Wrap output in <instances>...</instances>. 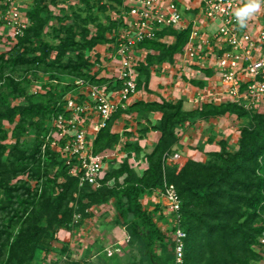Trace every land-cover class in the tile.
<instances>
[{
	"label": "trees",
	"instance_id": "16d2710c",
	"mask_svg": "<svg viewBox=\"0 0 264 264\" xmlns=\"http://www.w3.org/2000/svg\"><path fill=\"white\" fill-rule=\"evenodd\" d=\"M44 1L34 0L27 13L30 24L18 43L8 54L0 53V88L3 89L0 94V138L3 141L8 136L2 127L3 121H16L15 128L19 130L18 134L12 135L17 137L14 138L16 142L5 160L3 155L7 146L0 143V264H30L40 241L52 228L67 227L76 214L83 216L84 210L101 203H112L117 212V223L126 225L130 236L136 237L150 254L156 256L154 246L166 240L154 220L161 206L157 204L155 209L148 210L141 197L162 187L164 180L175 185L181 199L182 226L186 231L182 264H258L261 259L257 251L258 237L264 228V110L249 111L234 103H223L203 104L195 110L185 111L182 100L139 102L149 110L156 108L162 113L150 129L161 135L145 155L148 167L139 175L124 162L119 170L107 172L99 187H79L78 179L69 174L68 166L59 154L48 144L42 148L45 144L42 132L46 136L50 131L45 126L47 122L64 111L65 95L74 89V78L105 82L104 78L88 76L90 64L86 53L96 45L110 41L107 34L117 28L120 21L110 18L103 23L90 12L82 16L74 11L72 24L54 26L45 39L44 27L50 17L44 14L49 12ZM83 1L88 10L92 9L90 0ZM123 3L124 0H114L111 9L120 14ZM90 22L95 23V32L88 27ZM166 34L174 35L175 42L169 46L166 55L163 53L160 62H172L189 39V30L166 27L158 32V37ZM140 46L162 50L165 44L155 38L143 41ZM150 57L149 52L146 64L142 62L138 67L139 84L145 75L143 70L154 62ZM39 71L58 83L62 77L71 79V83H59L58 89L47 83L49 90L45 93L29 95L26 91L28 76ZM149 78L147 73L146 83ZM191 82L203 85L200 80ZM26 95L27 104H11L8 99ZM137 103L131 108H137ZM120 113L98 133L94 141L96 151L113 149L118 136L110 127ZM226 113L248 119V123L240 128L235 151L228 150L226 143L221 142L220 151L207 153L209 160L199 161L181 154L170 164L164 163V154L175 151L174 146L179 141L177 132L187 121L193 124L199 118ZM26 125L36 128V136L31 144L23 147L20 135ZM141 149L136 148L138 152ZM50 166L57 168L53 177L48 172ZM25 174L27 178L24 179ZM121 175L125 178L119 182ZM111 179H115L113 185L109 183ZM82 197H86L87 202H83ZM74 200L78 208H74ZM170 248V264H174L173 242Z\"/></svg>",
	"mask_w": 264,
	"mask_h": 264
},
{
	"label": "built area",
	"instance_id": "2783aa9c",
	"mask_svg": "<svg viewBox=\"0 0 264 264\" xmlns=\"http://www.w3.org/2000/svg\"><path fill=\"white\" fill-rule=\"evenodd\" d=\"M242 2L124 0L122 12L113 14L112 19L120 24L108 34L110 41L86 53L90 64L88 76L104 78L105 82L74 78V89L65 95L64 111L51 119L54 126L45 136L44 148L48 144L59 154L69 174L78 179L79 187L97 188L105 177L111 154L107 149L96 151L95 138L115 114L127 109L130 98L137 92L138 67L144 63V55L151 52L140 43L155 38L164 40L170 34L158 37V32L166 27L189 30V39L179 52L178 61L187 64L189 69L198 64L212 71L207 77L208 83L198 88L193 97L198 107L234 103L249 111L264 110V4L242 29L233 15ZM0 5L3 6L0 26H10L13 37L23 35L30 23L26 22L27 13H22L21 4L16 0H0ZM210 24H215L213 29L209 28ZM180 155L176 149L170 154L166 152L164 163L170 164ZM153 194V198H159L163 214L171 217L174 264H182L186 231L182 226L178 191L173 183L164 180L163 186ZM258 241L257 247L263 248L264 228Z\"/></svg>",
	"mask_w": 264,
	"mask_h": 264
},
{
	"label": "rangeland",
	"instance_id": "374dc122",
	"mask_svg": "<svg viewBox=\"0 0 264 264\" xmlns=\"http://www.w3.org/2000/svg\"><path fill=\"white\" fill-rule=\"evenodd\" d=\"M16 1L22 6V13H28L34 3V0ZM113 1L114 0H90V6H92V9L88 10L87 3L83 0H45L44 2H46L49 6V12L44 14H48L50 17L44 27V32L46 33L45 39H47L48 33L52 32L54 26H60V24H72L75 20L74 11L81 13L82 16L87 12H90L92 15L97 16V18L99 17L103 23L108 22L109 19L113 17V14L116 13L115 9H111L110 6ZM26 22L30 23L28 16L26 18ZM88 27L91 32L96 31L94 22H90ZM12 34L13 30L10 26L3 27V24L0 26V53L8 54V52L18 43L20 36H22L13 37ZM108 34H110V32ZM108 34L107 37L109 38ZM161 42L165 44V47L162 50L149 49L153 51L150 52L152 55L150 58L154 62L147 69L143 70L145 75L141 77L140 81L142 84L144 80L146 83L147 73L150 75L152 71L151 68L154 64H157V67H160L163 71H168L169 73H172L173 71V77L177 76L175 72H177L178 69L176 71V69L169 67L168 63H166L169 61L164 60L160 62L163 57V53L166 55L169 50V46L174 44L175 40H166ZM146 56L147 54L144 55V59H146ZM144 62L146 64L145 60ZM201 70H206V68H202ZM159 72H161V70ZM17 74L20 73L18 72ZM193 76L194 75L190 72H186L185 75L182 72L175 83H183L186 81L192 83L191 80L194 79ZM28 77L30 80L27 83L26 91L29 95L45 93L46 91L41 92L39 90H41V88L42 90H46L49 87V85L46 84L53 83V81H50L51 79H49L48 75L41 73V71L37 74H31ZM60 81L61 82L59 83L62 84V82H70L71 79L62 77ZM59 83H53V85L58 89ZM35 90L37 92H35ZM2 91L3 89L0 88V94ZM8 99L11 104H27L28 95L13 99L9 97ZM137 104L141 105L139 102ZM130 109H126V111H128L125 116H121L120 118L118 117L111 123L110 130L113 134H117L118 137L116 138L115 144L112 146L113 150L109 151L111 155L107 162V172H110L111 170H119L124 162H127L130 168L137 172L138 169L136 170L135 166H137L138 158H144L146 154V150L143 151V148L147 146V133L151 127L158 122H151L148 118V113L146 112L148 110H144V107L139 110L140 114L137 117L135 115L128 114ZM229 114L234 115L233 113ZM139 118L141 121L138 120ZM232 120L229 117L228 121L231 122L230 126L227 125L226 129L223 128V130L219 132L217 140H215V138L208 133L207 130L212 127H209V124L207 125L206 123H201V129H198L196 133H190L193 136H198L199 134H197V132H204L201 136V140L199 139L198 143H196L198 146L195 148H199L201 146L203 149V146L208 141L210 143L215 140L216 144L211 145V148L209 147L210 150L206 151V158L204 160L210 159V156H208L207 153L218 152L221 150V142H225L228 150L230 151H235L238 148V135L240 136V134H237V129L246 125L248 123V119L238 118L237 122L233 124ZM15 123L16 121L14 123H9L7 121L2 122V127L8 134L5 140L2 141L0 138V143H4L7 146V150L3 155L4 160L9 155V149L16 142L14 138L17 137H13L12 135L19 133V130L15 128ZM52 124V120H49L45 126L51 129L54 126ZM23 130V133L20 135V142H22L23 147H27L28 144H31L34 141L36 128L26 125ZM42 135L44 142H46L47 138L44 136L43 132ZM193 140L194 139H191V141L189 140V143L193 142ZM138 146L142 148V152H138L136 150ZM42 148H44V145ZM56 169L57 168L55 166H50L48 168V172L51 177H53ZM22 178H27V174L23 175ZM124 178L125 175H121L118 178L119 182H122ZM12 181L14 182L16 179H13ZM32 182L34 184L36 183L35 180ZM114 182L115 179H111L109 181L111 185H113ZM152 195L154 196V194L152 193L150 195L152 200L150 198H145V195L141 197V200L144 201L145 204H147L146 201L151 200L149 206L151 210L155 209V206L159 204V198H153ZM82 200L83 202H87L86 197H82ZM73 203L74 208H78L77 201L74 200ZM160 206V210L158 209L157 214L154 215V220L166 235V240L163 242H157L154 246L157 257L150 254L149 250L145 248L136 237L130 236L129 228L126 225L117 223V212L112 203H101L84 210L85 215L83 216L80 215L81 213L76 214L72 224L70 223L67 227L55 226L52 228L49 235L40 241L37 254L30 264H170L171 259L169 258V255L172 252L170 248V244L172 242V220L170 216L163 214L162 205ZM42 222L44 224L46 223L45 220ZM109 251L112 253L110 254ZM257 251L261 256L258 264H264V247L257 248Z\"/></svg>",
	"mask_w": 264,
	"mask_h": 264
},
{
	"label": "crops",
	"instance_id": "0c3cea01",
	"mask_svg": "<svg viewBox=\"0 0 264 264\" xmlns=\"http://www.w3.org/2000/svg\"><path fill=\"white\" fill-rule=\"evenodd\" d=\"M214 26L215 24H210L209 28L213 29ZM166 40H175V36L168 35L162 41H166ZM99 49H102V45L99 46ZM179 57H180V53H176L174 55L172 62H166L169 64L168 65L169 67L176 69V71L178 69L177 72L174 71L177 74V76H174V77L172 76L173 71L172 73H169L168 71H163L160 67H154V66H157V64L152 66L151 68L152 71L150 73V78H149L148 83H145V80L143 84L141 83L142 85L138 83L137 92L130 98V101L128 103V106H129L127 108L128 110L131 108V105L136 102H140V101L144 103L145 102L147 103L148 102H162L164 99H174L175 101L182 100L183 110L185 111H191V110H195L196 108H198V106L193 103L192 99L193 97L196 96L198 88L203 87L204 85L208 83L207 77L212 75V71H210V69L201 70L202 68L199 67L198 64L196 63H195L196 65H194L193 68L189 69L187 64H184L183 62L178 61ZM176 59H177V63L174 62L176 61ZM156 68L158 69V71ZM160 70L161 72H159ZM182 72L184 73V75L186 74V72L192 73L194 75L193 78L196 80L202 81L203 85L198 86L188 81L183 82V83L182 82L175 83V81L178 79L179 75L182 74ZM137 105H138L137 108H131L128 114L135 115L137 117L140 114L139 110H141L144 107V110H148L146 112L148 113V118L151 120L152 123H156L162 116V113L158 111V109L156 108L153 110H149L148 108H145L143 104L141 105L137 104ZM127 111L126 109L123 110L118 117L120 118L121 116H125L127 114ZM229 117L231 118V120L233 119L232 124L236 123L238 120V117L236 114L231 115L227 113L224 116L216 115V116H210L204 119L199 118L193 124L187 121L184 124L183 128H181L177 132V135L179 136V141L174 146V149L180 151L182 155L188 156L195 160L203 161L206 158L205 157L206 151L210 150L211 145L216 144L215 140H217V138L219 137V132H221L223 128L226 129L227 125L230 126L231 122L228 121ZM138 120L141 121L140 118ZM201 123L202 124L206 123L207 125L209 124V127L210 126L212 127V128H209L207 131L208 133H210V135H212L213 138H215L213 142L209 143L208 141L203 146V149L201 146L199 148H195V147L198 146L196 143H198L199 139L201 140V136L204 134V132L203 131L202 132L199 131L201 133L197 132V134H199L198 136H193L190 134L191 132H193V134L196 133L198 129L200 130L201 125H202ZM237 134H240V129H237ZM160 135L161 133L159 131H155V130L148 131L147 142H146L147 146L143 148V151L146 150L145 153H148L153 149V146L159 140ZM191 139H194V140L193 142H190L191 143L190 144L189 140L191 141ZM107 150L111 151L113 149H107ZM143 156H144V152H143ZM147 167H148V162L146 161V157L138 158L137 166H135V169L136 170L138 169L137 170L138 174L139 175L142 174ZM145 198H148V199L150 198L152 200L150 195H145ZM151 200L146 201L147 204H145V202L142 201L143 205L148 210H151V208H149Z\"/></svg>",
	"mask_w": 264,
	"mask_h": 264
},
{
	"label": "clouds",
	"instance_id": "9594fccd",
	"mask_svg": "<svg viewBox=\"0 0 264 264\" xmlns=\"http://www.w3.org/2000/svg\"><path fill=\"white\" fill-rule=\"evenodd\" d=\"M262 4H264V0H243L233 13L240 28L247 27L248 21L261 11Z\"/></svg>",
	"mask_w": 264,
	"mask_h": 264
}]
</instances>
